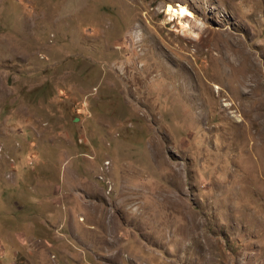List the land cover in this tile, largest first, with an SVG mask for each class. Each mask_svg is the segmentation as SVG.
I'll return each mask as SVG.
<instances>
[{"label": "rangeland", "instance_id": "rangeland-1", "mask_svg": "<svg viewBox=\"0 0 264 264\" xmlns=\"http://www.w3.org/2000/svg\"><path fill=\"white\" fill-rule=\"evenodd\" d=\"M0 264H264V0H0Z\"/></svg>", "mask_w": 264, "mask_h": 264}, {"label": "bare ground", "instance_id": "bare-ground-1", "mask_svg": "<svg viewBox=\"0 0 264 264\" xmlns=\"http://www.w3.org/2000/svg\"><path fill=\"white\" fill-rule=\"evenodd\" d=\"M187 15H190V12H188L186 9H183V12H182V18H184L185 16H187ZM183 22V21H182ZM185 26H186V24H185ZM184 27V26H183Z\"/></svg>", "mask_w": 264, "mask_h": 264}]
</instances>
